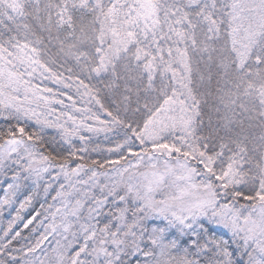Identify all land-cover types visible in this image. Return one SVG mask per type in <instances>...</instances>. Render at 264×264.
I'll return each mask as SVG.
<instances>
[{"label":"snow or ice","instance_id":"obj_1","mask_svg":"<svg viewBox=\"0 0 264 264\" xmlns=\"http://www.w3.org/2000/svg\"><path fill=\"white\" fill-rule=\"evenodd\" d=\"M3 185L0 264H264V0H0Z\"/></svg>","mask_w":264,"mask_h":264},{"label":"rangeland","instance_id":"obj_2","mask_svg":"<svg viewBox=\"0 0 264 264\" xmlns=\"http://www.w3.org/2000/svg\"><path fill=\"white\" fill-rule=\"evenodd\" d=\"M49 86H52V87H55L54 85H49ZM65 102L67 103L68 101L65 100ZM104 146H110V145H107V143L105 142V145ZM6 185H3V186H0V189H2V187H4ZM3 198V191H2V194H1V198ZM23 197H21L22 199ZM19 207V202L15 203L13 205L12 208H7L4 210L3 214L0 215V229H3L5 227H7V224H8V221H10L13 216H15V209ZM39 210V203L38 202H34V205L32 207H29L28 209H26L22 215L24 217L23 221L21 222H17V225L15 226L14 228V231H20V229L18 230V228H21L22 230H28V236H29V233H30V229L32 226H29V229H23V222H26L28 218H30L32 215L35 214V211ZM35 223V222H34ZM39 231H42V229H40ZM23 242V241H21ZM34 242V241H32Z\"/></svg>","mask_w":264,"mask_h":264},{"label":"trees","instance_id":"obj_3","mask_svg":"<svg viewBox=\"0 0 264 264\" xmlns=\"http://www.w3.org/2000/svg\"><path fill=\"white\" fill-rule=\"evenodd\" d=\"M2 190H0V198H1ZM22 230L21 228H18V230ZM22 236H28V230H22Z\"/></svg>","mask_w":264,"mask_h":264}]
</instances>
